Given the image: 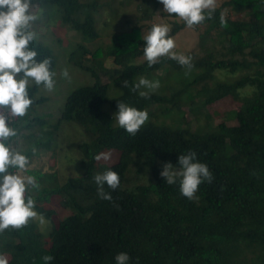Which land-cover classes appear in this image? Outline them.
Instances as JSON below:
<instances>
[{"label": "trees", "instance_id": "1", "mask_svg": "<svg viewBox=\"0 0 264 264\" xmlns=\"http://www.w3.org/2000/svg\"><path fill=\"white\" fill-rule=\"evenodd\" d=\"M220 1L212 19L190 28L198 31L200 46L210 43L211 48L198 57L188 54L194 74L180 85H169L164 94L150 93L145 99L131 91L139 77L161 75L165 68L186 69L168 57L152 67L147 61L136 63L144 55L142 21L156 14L175 18L169 22L171 37L188 28L174 14L163 12L159 0H138L123 30L114 33L104 50L91 53V65L69 53L68 63L89 72L94 82L74 89L59 115L35 113L34 107L44 100L36 97L42 85H29L33 104L24 117L12 118L10 126L17 130L12 142L29 157L25 174L40 185L29 194L35 211L50 226L44 234L30 220L20 230L0 233V254H8L9 264H45V255L54 257L50 264H115L120 252L130 256L129 264H264V0ZM32 5L42 9L38 23L51 31L60 24L84 41L98 36L99 0H32ZM221 13L226 26H221ZM30 47L37 51V61L50 58L54 71L56 58L47 46L35 38ZM102 57H111L120 70L109 83L98 79V70L107 72ZM220 71L243 74L224 83L217 80ZM124 80L128 87H123ZM245 88L250 89L243 92ZM227 96L238 99L230 111L235 124L219 119L211 125L214 118L207 107ZM117 101L152 115L179 113L183 127L149 121L130 136L113 118ZM186 105L189 119L183 111ZM202 118L204 124L193 127ZM62 125H74L84 136L77 145L80 176L63 178L57 168L42 170L47 151L54 158ZM45 127L53 130L46 132ZM188 151H194L214 177L199 185L195 200L180 194L179 182L168 185L159 175L165 162L178 167V156ZM100 152L111 153V159L97 162L94 156ZM108 169L118 172L121 181L115 191L105 185L111 202L97 196L93 180ZM64 210L70 213L58 217Z\"/></svg>", "mask_w": 264, "mask_h": 264}, {"label": "clouds", "instance_id": "2", "mask_svg": "<svg viewBox=\"0 0 264 264\" xmlns=\"http://www.w3.org/2000/svg\"><path fill=\"white\" fill-rule=\"evenodd\" d=\"M163 10L169 15H175L183 20L188 28L202 24L206 19H212L217 8V0H159ZM32 0H0V233L11 228L20 230L26 227L30 220L39 216L41 224L45 223L42 214L35 211L36 202L29 194L30 189L39 190L40 185L32 175H22L30 167L29 157L18 151L12 142L17 136V130L11 127L14 117H24L33 99L28 88L31 83L52 91L55 86L56 73L50 70L51 59L48 57L37 61L38 53L30 47L36 38L31 25L38 16L30 11ZM221 26H226L224 13L220 16ZM170 28L166 24H153L146 35L143 53L148 66L157 64L161 57L175 60L186 68V75L193 68L192 57L173 51L176 47L174 39L169 36ZM64 78L70 79L67 69L62 71ZM123 87H128V80L123 81ZM160 88L158 80L140 77L131 89L138 92L141 98H150ZM146 89L147 91H142ZM120 128L130 136H135L149 120L147 110H139L123 101H117V111L113 115ZM33 154L36 148H32ZM99 162L109 161L111 153L100 152L94 156ZM178 167L171 162H165L159 175L168 185L179 182L180 194L189 199H198L196 193L199 185L207 181L211 183L213 174L209 167L197 159L194 151H188L178 156ZM97 185V196L106 201H112L110 192L105 191V185L113 191L120 187L118 172L108 169L93 176ZM45 264H50L54 257L45 255ZM115 264H129L130 256L126 252L115 255ZM0 264H9L8 258L0 254Z\"/></svg>", "mask_w": 264, "mask_h": 264}, {"label": "rangeland", "instance_id": "3", "mask_svg": "<svg viewBox=\"0 0 264 264\" xmlns=\"http://www.w3.org/2000/svg\"><path fill=\"white\" fill-rule=\"evenodd\" d=\"M220 0H217V7L220 5ZM138 0H99V5L97 8V13L95 14L96 19V32L97 38L92 41H84L81 36L71 29H69L66 25H60L54 27L51 31L50 28L43 26V24L38 23V19L34 21L31 25V30L36 34V38L41 40L43 45L47 46V48L51 51V53L55 56V69L56 73L55 86L52 91L46 90L43 85L39 87L36 97H44V100L38 105L34 107L35 113H39V115L43 114H51L53 116H57L62 109L66 97L76 88L93 84L94 77L86 71L80 70L78 67L73 66L68 63L67 56L69 53L75 52L76 55L81 56V61L85 65H91L90 60L91 53H93L96 49L104 50L106 46L109 44L111 39L113 38L114 33L120 32L124 28V24L126 21V17H130V15L134 14L133 12L137 10ZM162 10H163V5ZM30 11L37 15L38 18L41 17L42 9L31 6ZM113 11L116 12V15H113ZM164 12V10H163ZM226 12V10H224ZM175 18L172 17H161L159 14H156L153 18L144 20L140 24L142 27V36L148 33L147 27L153 24H166L169 26V22L174 21ZM177 21L181 22L182 20L177 18ZM127 28V27H126ZM125 28V29H126ZM199 33L197 30H190V28H183L181 31L177 32L174 37H172L175 41L176 47L173 51L177 53H181L184 55H196L201 56L205 54V50L207 48H211V45H206L205 47L200 46L199 44ZM208 43V42H207ZM83 47L87 52L82 53L77 49ZM102 67L105 68L107 72L103 70H98V79H100L103 83H109L110 78L115 77L120 70L118 67L113 64L111 57H102ZM146 61L144 59V55L136 60V63H141ZM67 69L69 72L70 79L64 78L62 76V71ZM186 69L181 71H171L166 68L161 71V75L153 74L150 77L144 76V78L149 80H158L160 82V88L156 90L154 93L164 94L166 88L171 85H180L186 78L192 76L194 73L188 72L186 75ZM243 74V72H235L229 73L227 71L216 72L218 77V81L228 83L232 82L239 77V75ZM140 78V77H139ZM139 78L137 81H139ZM220 79V80H219ZM216 80V79H215ZM216 80V81H217ZM30 84H33L30 82ZM250 88H245L242 91L247 92ZM142 91H147L146 89H141ZM251 91V90H250ZM236 97L227 96L223 98L221 101L217 103H213L207 107V110L214 120H210V124L214 125L219 119L229 120L226 121L227 125L235 124L234 113L232 114L230 111L234 109L235 104L237 103ZM186 105L183 108L185 112V118H188L187 115V107ZM157 110V109H156ZM230 112V113H229ZM229 113V114H228ZM33 116V113H32ZM232 117V118H231ZM54 118V117H53ZM45 118L49 122L54 123V119ZM181 115L179 113H164L152 115L149 113V121L153 122H164L167 125L172 127H183V123L180 120ZM189 119V118H188ZM47 124V123H46ZM203 118L199 120L196 125H203ZM50 127H45L44 131H52ZM84 139V136L81 134L79 130L75 128V126L71 125H62L59 127L57 131V149L52 158V152L47 151L48 155L45 158L46 162L43 165L44 172H55L53 169L57 168L58 173L63 178L80 176L83 171L78 170L77 163L80 162V156L78 155L77 145ZM56 145V144H55ZM21 146V145H20ZM20 146L15 145L14 147L19 151ZM57 158V160H56ZM37 167V166H36ZM34 170V169H32ZM24 175H29L28 173ZM41 206H45L46 204L43 202L40 204ZM63 213L58 217H64L68 215L70 212L68 210L62 211ZM39 228V230L47 234L49 231L50 224L45 220V223L41 224L39 221V216L36 219H32ZM8 259V254H4Z\"/></svg>", "mask_w": 264, "mask_h": 264}]
</instances>
